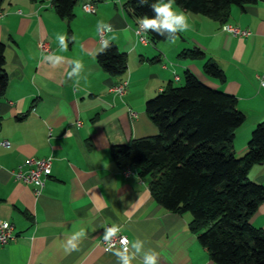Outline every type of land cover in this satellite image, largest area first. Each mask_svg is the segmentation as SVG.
Returning <instances> with one entry per match:
<instances>
[{
  "label": "crops",
  "instance_id": "crops-1",
  "mask_svg": "<svg viewBox=\"0 0 264 264\" xmlns=\"http://www.w3.org/2000/svg\"><path fill=\"white\" fill-rule=\"evenodd\" d=\"M85 1L94 2V13L82 9ZM124 1L77 0L70 19L57 14L52 0L1 4L8 82L0 94V141L9 146L0 145V218L13 224L14 238L0 244V264H150L149 257L155 264H217L190 229L191 214L161 206L149 178L136 170L125 175L111 146L156 134L145 103L168 83H182L188 70L237 97L245 120L235 130L233 149L242 155L253 129L264 122V87L257 78L264 72V1L231 6L225 23L249 29L244 36L174 3L188 16L189 30L147 44L138 40V19ZM39 40L50 43L49 52L39 49ZM107 43L127 55L122 75L105 72L96 60ZM193 47L202 58L179 56ZM206 59L223 70L224 82L204 72ZM122 80L125 93L112 92ZM49 155L52 170L39 195L13 178L11 170L24 159ZM247 176L264 184V160ZM250 223L264 228V200ZM107 225L128 237L126 250L102 245Z\"/></svg>",
  "mask_w": 264,
  "mask_h": 264
},
{
  "label": "trees",
  "instance_id": "trees-1",
  "mask_svg": "<svg viewBox=\"0 0 264 264\" xmlns=\"http://www.w3.org/2000/svg\"><path fill=\"white\" fill-rule=\"evenodd\" d=\"M4 0H0V7ZM161 0H125L124 7L138 21L156 19L153 5ZM264 0H175L185 10L227 22L232 5L244 7ZM77 0H52L57 14L70 19ZM150 41L173 37L176 32L147 28ZM5 47L0 41V94L8 82ZM197 47L186 48L180 57L202 58ZM96 60L105 72L122 75L127 55L107 43ZM203 70L221 82L223 70L206 59ZM158 128L154 135L111 146L119 167H130L149 178L154 199L165 209L190 213V229L217 264H264V228L250 223L264 200V184L250 180V167L264 160V122L252 131L246 151L233 149L235 130L245 120L237 97L212 88L186 70L183 82L168 83L145 103ZM1 127V117H0Z\"/></svg>",
  "mask_w": 264,
  "mask_h": 264
},
{
  "label": "built area",
  "instance_id": "built-area-1",
  "mask_svg": "<svg viewBox=\"0 0 264 264\" xmlns=\"http://www.w3.org/2000/svg\"><path fill=\"white\" fill-rule=\"evenodd\" d=\"M82 9L89 13H94L96 11V5L92 1H85L82 3ZM0 11V15H1ZM225 30L233 33L234 35L244 36L249 35L250 31L247 28H240L239 26L225 23L223 25ZM138 40L144 44L150 42L147 34V29L143 26V20L136 23L134 28ZM104 28L99 29V37L103 38ZM39 49L43 52H49L51 47L47 40H39L37 42ZM259 80V85L264 87V72L257 74ZM178 79V76H175ZM127 81L122 80L110 87L112 92L122 95L126 91ZM134 114V112H132ZM0 145L9 146L7 140H1ZM53 156L45 157H28L21 161L17 166L11 170L13 178L17 181H21L33 186V193L39 195L44 188L48 177L52 170ZM125 175L133 173V169L130 167H123ZM6 225V226H5ZM14 226L11 222L2 220L0 218V244H5L14 238L13 233ZM100 242L105 247H115L118 246L123 250L128 248L129 239L123 234L118 226L107 225L105 227V233L103 234Z\"/></svg>",
  "mask_w": 264,
  "mask_h": 264
},
{
  "label": "clouds",
  "instance_id": "clouds-1",
  "mask_svg": "<svg viewBox=\"0 0 264 264\" xmlns=\"http://www.w3.org/2000/svg\"><path fill=\"white\" fill-rule=\"evenodd\" d=\"M174 3L175 0H169V3L161 2L157 5H153L157 12V18L151 20L145 18L143 20L144 28H153L156 29L157 32H159L160 29H167L172 32L179 30L181 33L189 30L190 25L188 23V16L182 11L175 10L173 8ZM178 38L179 37H177V39ZM63 43V38H61V44ZM64 50H66V45L64 47ZM49 59H51V57H49ZM76 67L80 68L82 67V64L77 61ZM148 260L150 264H155L154 257H149Z\"/></svg>",
  "mask_w": 264,
  "mask_h": 264
},
{
  "label": "rangeland",
  "instance_id": "rangeland-1",
  "mask_svg": "<svg viewBox=\"0 0 264 264\" xmlns=\"http://www.w3.org/2000/svg\"><path fill=\"white\" fill-rule=\"evenodd\" d=\"M79 2H80V0H79ZM79 2H78V3H79Z\"/></svg>",
  "mask_w": 264,
  "mask_h": 264
}]
</instances>
